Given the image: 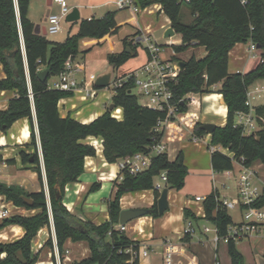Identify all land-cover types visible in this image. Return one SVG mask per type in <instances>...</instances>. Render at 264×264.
Instances as JSON below:
<instances>
[{"label":"trees","instance_id":"obj_1","mask_svg":"<svg viewBox=\"0 0 264 264\" xmlns=\"http://www.w3.org/2000/svg\"><path fill=\"white\" fill-rule=\"evenodd\" d=\"M136 1L141 7L153 3L162 5L172 27L182 36V43L174 45L176 52H183L190 46H203L207 51L204 57L192 55L184 61L185 66L181 68L178 81L173 85V92L178 111L185 112L189 109L186 99L189 93H211L215 85L221 84L218 92L222 94L227 106V118L223 126H217L211 133L210 145L226 148L231 155L220 149L213 150V170H233L236 162L247 167L257 160L264 164V104L254 107L259 129L245 133L236 119L238 113L251 111L247 103L248 92L256 81L264 79V0H246V3L242 0ZM184 4L192 17L188 22L183 20ZM29 6L30 0H0V62L6 73V77L0 80V89L14 90L16 93L9 100L7 108L0 111V132H7L20 118L29 119L31 143L28 146L33 148V153L22 150L20 156L24 164L34 165L33 170L42 187L39 191H28L19 184L0 181V194L16 206L39 210L34 215L14 214L0 221V230L11 224L20 225L24 229L22 237L0 242V264H36L40 252H34L33 240L41 228L50 227L52 220L60 256L65 253L68 240L85 242L89 248L87 257L75 259L71 264H140L141 242L133 240L125 231L117 228L122 210L120 200L126 193L153 189L155 202L148 208V215L161 217L157 206L161 191L156 188L155 178L166 171V187L177 191L183 189L188 175L183 152L180 151L174 160H170L167 153L155 155L150 167L136 174L122 170V178L113 182L107 221L97 224L72 213L64 204L65 188L67 184L78 181L84 172L85 158L96 155V148L88 142V138H102L106 161L116 163L126 156L147 152L149 147L158 143L164 132L156 131V126L166 114L143 106L138 96L130 92L131 85L125 84L111 98L115 108L122 109V119L113 117L109 108L88 123L71 116L62 117L58 103L61 98L73 95V91L51 88L50 78L63 72L67 59H73L79 53L80 39L92 37L101 40L106 35L117 33L121 26L116 20V13L111 11L101 18L81 20L77 32L67 35L62 41H54L46 35L35 33V24L28 16ZM21 35L26 48L30 84ZM135 35L123 39L124 50L107 55L108 63L114 65L115 69L127 62L132 53L137 55L140 44H133L132 38ZM250 41L262 50L259 63L248 72L230 73V50L236 43ZM126 47H130L131 52H127ZM43 67L50 69L46 80L38 76L44 70ZM34 111L48 196L43 184L44 172ZM201 125L199 122L194 128V134L198 137L209 134ZM100 186V182H94L88 192H95ZM217 194L218 191L214 190L205 197V218L218 228L220 236H226L227 228L234 220L229 210L217 199ZM25 197L31 198L33 203L26 202ZM263 204L264 195L255 205ZM184 214L187 218L195 219L194 213L187 208ZM184 239L190 240V234L186 233ZM45 245L54 249L52 236ZM227 247L231 264H250L238 249L237 240L230 238ZM2 253L6 255L1 257ZM52 260L56 264L55 252Z\"/></svg>","mask_w":264,"mask_h":264},{"label":"crops","instance_id":"obj_2","mask_svg":"<svg viewBox=\"0 0 264 264\" xmlns=\"http://www.w3.org/2000/svg\"><path fill=\"white\" fill-rule=\"evenodd\" d=\"M116 1L117 0H66V4L70 8H78L80 12V19L73 22V24L76 25V30H68L66 37L67 35L78 31L79 22L81 20L101 18L107 12L114 11L116 13V20L121 26L120 28H122L125 23L132 26V29H129L127 31L128 33L125 35V37H131L136 33L142 32L151 35L161 44L162 38L165 37V31L172 25L170 18L163 11L162 5L160 3H153L146 7L140 6V10L138 12L132 10L131 8H126L129 11L135 13L137 16L135 17L136 19L132 22L127 19L122 23V20L120 19V11H118L119 7L117 6ZM48 2L49 0H30L28 16L35 24V26L36 24H40L42 27L47 26L45 15L47 10L49 9ZM53 4L55 3H53L52 1V5ZM52 5L50 6V11H53ZM175 35H179V38L182 40L181 34L176 33L175 31ZM109 36L110 35H106L101 40H97L96 38L92 37H84L80 39L79 53L75 56V58H73V63L74 66L78 67L79 69L76 77L80 82L81 87H83L85 83L88 86L93 84V79L91 76L95 74L93 73V71L90 73L87 72V55L90 54L95 45L86 48L83 46V43L92 41L93 43L96 42V44H101ZM66 37H60V39L54 41H62ZM167 41L173 40L168 39ZM21 42L24 62L26 65V74L28 82L30 84V77L26 59V48L22 35ZM249 45L250 44L248 42H239L236 43L235 46L230 50L228 63L230 73H245L253 69L258 64L256 57H259L261 55L262 50L257 49L256 51H258L259 54H257L256 56V51L251 52L249 50ZM198 49L201 52V55L198 57H204L207 54L205 47L200 46ZM122 50H124V44L123 49L121 48L116 52H121ZM109 53L114 52H108L107 55ZM136 56H132L128 61H130L131 59H136ZM166 56H172V58H174L175 55L168 54ZM146 57L147 53L145 50L144 60H140L136 67L131 70H126L122 74L130 72L141 66L145 62ZM189 58L190 57L185 58V61ZM127 62H125L124 64H126ZM106 65H109L108 59L106 60L105 65L101 68H105ZM123 65H121L120 67H122ZM5 77L6 73L4 71L3 64L0 62V80ZM56 79L57 77H52L50 78L49 82L51 83ZM258 81H261V83L258 85H254ZM258 81L253 84L255 88L250 90V102L252 105L251 114L253 116L255 115L254 107L259 104H264V102H260L259 100V97H262V95L258 94L260 91H264V79ZM219 84L215 85L214 87L218 86ZM15 94L16 93L14 90L0 89V111L7 108L9 100L14 97ZM106 94L107 92L104 93V97H102V99L100 100H92L85 97V91L83 90V88H81L78 91L73 92V95L60 99L58 103L59 112L62 117L71 116L83 123L91 122L107 110L108 106H105V104H107V100L105 97ZM212 94L222 95L219 92L203 95L195 94L201 101L200 107L197 105H191L189 106V110L193 113V116L195 118L194 121L198 123L214 122L218 126H223L226 123L227 113L225 116H220V114L217 113V104L212 100H208V96ZM221 99L225 104L223 96H221ZM33 115L37 133L40 159L44 172L43 184L48 196V186L35 111ZM204 117L209 118V121H204ZM236 119H238V115ZM24 130L30 131L31 134V127L28 118H20L13 123V125L7 132H0V181L8 184H19L28 191H39L42 187V184L38 179L37 173L33 170L34 165L31 163L24 164L20 156V152L22 150L30 152L31 149V151L33 152V148L28 146V144L31 143V136H29L27 139L21 138ZM182 131H184V129H182ZM188 136H190L191 138V135L188 132L180 134L179 132H174L170 129L164 132V140L168 146L167 154L169 156V159L174 160L180 151L183 152L184 162L188 168V175L184 188L179 191L169 188V209L164 213L163 216L154 218L151 215L147 214L127 223V228L125 230L126 234L133 240H138L141 242L140 249L146 248L148 251L147 256L140 255V264H163V252L165 249V244L168 241L185 246L184 255L181 256V258L186 264H212L215 252L220 260L226 259V264H231L227 243L219 241L216 250H214L213 246L210 244L209 241L215 235L213 231L214 224L205 218L203 203L196 201L195 197H206L214 190H217L221 197L234 196L237 188V178L240 173L242 164L240 162H236L233 170L223 172L214 171L212 168L211 150L209 147L211 134L203 136L202 141H194L192 138H189L191 142L189 141V139H187ZM92 138L95 137H89L88 142H90ZM101 151L102 152L100 153L99 150H97L95 156H87L85 158L84 172L80 175L78 181L67 184L64 197V204L72 213L77 214L84 220H91L97 224L105 222L109 219L108 200L113 193V182L114 180H116L115 177L108 183V186H106V183L100 179V175L102 174V172L108 173L115 170L117 175L119 172L117 163H109L108 161H106L103 155V148L101 149ZM105 163H107V165H104ZM252 166L257 169L260 178H264V164L261 161L257 160L253 163ZM220 175L223 176V180L218 181L217 176ZM233 178H235L236 180L234 187L229 184V181ZM94 182H100V188L95 192H88L89 187ZM158 183H161L160 177L155 178V185ZM223 184H228L231 186V188H223ZM221 187L223 188V190H225L226 193L232 191V189L235 190L231 195L222 194ZM0 196L5 198L6 203L12 207L13 215H34L39 211L38 209H27L24 207L16 206L12 201L8 200L5 195L0 194ZM154 202L155 195L153 189H146L138 192H129L123 195L120 200L122 209L132 207L150 208L154 204ZM185 208L191 210L192 213H194L195 219L191 217H185ZM238 211L241 212L240 210ZM190 227L193 229L192 232L187 231ZM204 227H209L211 230L206 232L204 230ZM186 233L190 234V240L184 239ZM23 234L24 229L22 226L16 224L8 225L0 230V242H10L16 240L22 237ZM259 235L260 233L252 234L250 236L238 239L237 242L243 240L244 238L259 237ZM51 236L54 242V249H51V247L45 245L46 241ZM56 242L55 228L52 220L50 227L46 226L41 228L38 232V235L33 240L32 248L34 252H40L39 261H44L46 264H54L52 255L55 252L56 256ZM238 249L240 250L239 247ZM240 251L243 253L245 261L246 256L248 255V263L264 264V248L257 251L256 247H253L251 249H248L247 253L243 252L242 250ZM44 252H47V255H43ZM66 252L67 254H65ZM65 253L63 254V264H68V261H70L69 264H71V262L75 259L87 257L89 254V248L85 242H72L71 240H68L65 244ZM5 255V253H2L1 257H4ZM191 261H193V263Z\"/></svg>","mask_w":264,"mask_h":264},{"label":"built area","instance_id":"obj_3","mask_svg":"<svg viewBox=\"0 0 264 264\" xmlns=\"http://www.w3.org/2000/svg\"><path fill=\"white\" fill-rule=\"evenodd\" d=\"M52 1L58 5L59 9L56 12L50 11L47 17V34H56L61 32L63 29L62 22L66 19L67 14L72 10V8L66 4V0ZM184 1L189 2L190 0ZM242 2L246 3V0H242ZM116 3L119 9L131 8L136 12L140 10V5L136 0H117ZM132 42L133 44H140L145 48L147 53L146 60L141 66L130 72L122 75L114 74L110 84L105 87L107 92L105 96L106 100H110L111 102V98L118 88L125 84L131 85L130 91L138 96L139 102L143 106L165 112L166 117L158 121L156 131L165 132L170 129L174 132H179L180 134L188 132L194 141H202L203 137H198L194 134V128L198 122L194 121L195 118L193 113L190 112L189 109L185 112H179L177 104L174 101L173 85L178 81L181 72V61L175 60L172 56H166L163 46L151 35L140 32L132 38ZM257 49V45L250 41L249 50L254 52ZM78 71V67L74 66L73 59L68 58L65 63L64 71L57 76L55 81L50 83V87L73 92L83 88L86 98L92 100L98 98L99 89L95 88L93 84L88 86L85 83V85L81 87L80 82L76 77ZM250 95L251 93L249 91L247 103L251 106L252 111ZM186 99L188 101V106L197 105L200 107L201 101L195 93H189L186 96ZM109 107H107V109ZM117 111L120 112L116 113ZM251 111L248 113H238L237 123L243 126L245 133L255 131L258 124L255 115L253 116ZM111 114L118 120L122 119V109L120 107L111 110ZM181 128L184 129V131H182ZM93 140H98L103 148L102 138H93ZM90 144H92L91 140ZM209 147L211 152L213 150L220 149L224 153L231 155L230 152L226 151L228 150L226 148H220L214 145H210ZM167 152L168 146L163 135L161 140L149 147L147 152H138L119 159L116 162L119 167L116 179L122 178V170H127L130 174H136L147 170L151 165L153 156ZM159 177L161 179V183L156 184V188L162 191L167 184V172H162ZM223 188L230 189L231 186L223 184ZM263 195L264 178H260L259 173L254 166L247 167L242 165L237 178L235 195L222 197L219 193L216 195L217 199L221 201L222 205L227 210H240L242 218L240 221H234L228 226L226 236H220L218 228L214 225L213 231L215 235L209 241L214 250L217 249L219 241L228 243L230 238L238 240L240 238L264 231V204L261 206L255 205L258 199ZM195 200L203 203L205 197L196 196ZM12 215V207L6 203L5 198L0 196V221L5 218H9ZM117 228L125 231L127 224L119 223ZM204 230L208 232L211 229L209 227H204ZM187 231L192 232L193 229L190 227ZM184 248V245L168 241L165 244L163 252V264H186L181 258V256L184 255ZM57 249L58 247L56 242V254L58 255L59 253ZM139 255L147 256V249H140ZM191 262L193 263V261ZM212 264H221V260L217 256L216 252L214 253Z\"/></svg>","mask_w":264,"mask_h":264},{"label":"rangeland","instance_id":"obj_4","mask_svg":"<svg viewBox=\"0 0 264 264\" xmlns=\"http://www.w3.org/2000/svg\"><path fill=\"white\" fill-rule=\"evenodd\" d=\"M52 9L54 12H56V11H58L59 7L57 4H53ZM118 11H120V19L122 20V23L125 22L127 19L130 20V22H132L136 19L135 17L137 15L135 13L129 11L128 9H119ZM191 18L192 17L190 15V11H189L188 7L184 4L183 5V20L188 22L191 20ZM62 27H63V30L61 32L56 33V34H47L46 35L47 38H49L51 40H58V39H60V37H66L68 30H70V29L76 30V25H74L73 22L67 21L66 19L63 20ZM71 27H73V28H71ZM129 29H132V26L125 23L122 26V28L119 29V31L117 33L110 35L101 44H96V42L93 43L92 41H87V42L83 43V46L86 48L95 45L93 47V50L90 52V54L87 55V65H88L87 72L90 73L93 71V73H95L94 75L91 76L93 80L95 79L96 75H98L100 72L107 69L108 65H106L105 68H101L105 65V62L107 60L106 59L107 53L119 51V49H121V48L123 49V38L128 33L127 31ZM89 39H91V38H89ZM168 39H172L173 41H167ZM181 43H182V40L179 38V35H174V36L169 37V38L163 37L162 41H161V45L163 46L165 55L174 54L175 60L185 61V58L191 57L192 55H195L196 57L201 55V52L198 49L200 46H190L184 52H181V53L176 52L174 45H179ZM248 43L250 44V42H248ZM255 53H256V56H257V54H259L258 51H256ZM136 57H137L136 59H131L126 64H124L122 67L116 68L115 74L121 75L124 71L131 70L134 67H136L140 60H144L145 49L143 48V46L138 47V55ZM247 58H246V60H247ZM256 60H257V63H259L260 56L259 57L257 56ZM256 60H255V62H256ZM260 83H261V81H258L254 85H258ZM254 85L250 88V90L255 88ZM220 86L221 85L219 84L218 86L213 87L214 91L211 93L218 92V90L220 89ZM98 92H99V97L96 99L100 100V99H102V97H104L103 95L106 92V89L105 88H99ZM205 94H210V93H205ZM258 94L262 95V97H259L260 102H264V91H260ZM106 103L107 104H105V106H108V107L111 104L110 100H107ZM203 120L209 121V118L204 117ZM257 129H259L258 124L256 126V130ZM189 138H190V136L187 137V139H189ZM190 139H189V141L191 142ZM226 151L229 152L228 150H226ZM30 153H33L31 151V149H30ZM28 164H30V163H28ZM191 178H193V177H191ZM217 178H218V181L223 180L222 175L217 176ZM235 183H236L235 178H233L232 180L229 181V184H231L233 187H234ZM221 190H222V194L231 195L234 193L235 189H232V191H229L228 193H226L225 190H223V188ZM230 213L233 216V219L236 221L240 220L242 218V214L238 210H230ZM200 224H202V223H200ZM237 245L240 248V250H242L245 253H247L248 249H251L253 247L254 248L256 247L257 251H259L260 249L264 248V231L260 233L259 237L244 238L243 240L238 241ZM65 254H67V252ZM43 255H47V252H44ZM255 255H256V253H255ZM63 259H64L63 256L56 254L57 264H59V263L63 264ZM246 262L247 263L249 262L248 255L246 256ZM69 263H70V261H68V264ZM226 263H227L226 259L221 260V264H226Z\"/></svg>","mask_w":264,"mask_h":264},{"label":"water","instance_id":"obj_5","mask_svg":"<svg viewBox=\"0 0 264 264\" xmlns=\"http://www.w3.org/2000/svg\"><path fill=\"white\" fill-rule=\"evenodd\" d=\"M51 5H52V0H49V2H48L49 9L47 10L46 15H45L46 20H47L49 13H50V6ZM79 19H80V12H79L78 8H73L67 14V17H66V20L69 22H74V21H77ZM35 33L46 35L47 34L46 27H42L40 24H36ZM164 35L167 38L174 36L175 35L174 28L172 26L168 27L167 30L165 31ZM257 48L260 49V46L257 45ZM125 50L127 52H131L130 47H126ZM134 55L135 54L132 53V56H134ZM180 66H181V68H183L185 66V62L181 61ZM49 73H50V69L45 68L44 70L39 72L38 76L40 77L41 80H46ZM114 74H115V66L112 64H109L106 70H104V71L100 72L98 75H96V77L93 81V85L98 87V88L107 87L110 84ZM109 108H110V110H113L115 108V105L113 103H111ZM217 126L218 125L214 122H205V123H202V125H201V127L204 130H206L209 134H211ZM168 194H169V188L168 187L163 188L161 191V194L157 200L158 212H159L160 216H163L164 213L169 209ZM25 200L29 204L33 203V200L31 198L25 197ZM148 211H149L148 208H144V207H132V208L122 209L120 214H119V223L127 224L134 219H137L141 216L147 215Z\"/></svg>","mask_w":264,"mask_h":264},{"label":"bare ground","instance_id":"obj_6","mask_svg":"<svg viewBox=\"0 0 264 264\" xmlns=\"http://www.w3.org/2000/svg\"><path fill=\"white\" fill-rule=\"evenodd\" d=\"M221 96L222 95H220V94H212V95L208 96V100H212V101H214L217 104L216 105V110H217V113L220 114V116H225L226 113H227V108H226V105L222 102ZM118 112H120V111H117L116 113H118ZM29 136H30V131L24 130L22 135H21V138L22 139H27ZM91 141H92L94 147L97 150H99V152L101 153L102 152L101 151L102 147H101L99 141L98 140H93V138L91 139ZM104 165H107V163H105ZM112 166H114V165H112ZM115 171H110L108 173L102 172V174L100 175V179L106 183V186H108V183L116 177V172ZM37 264H46V263L44 261L40 260V261L37 262Z\"/></svg>","mask_w":264,"mask_h":264}]
</instances>
